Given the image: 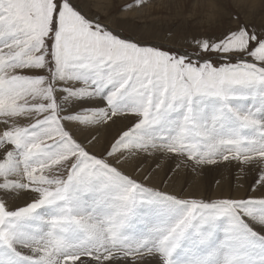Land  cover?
<instances>
[{
    "label": "snow or ice",
    "instance_id": "obj_1",
    "mask_svg": "<svg viewBox=\"0 0 264 264\" xmlns=\"http://www.w3.org/2000/svg\"><path fill=\"white\" fill-rule=\"evenodd\" d=\"M128 30L0 0V264H264V21L230 10L191 50Z\"/></svg>",
    "mask_w": 264,
    "mask_h": 264
},
{
    "label": "rangeland",
    "instance_id": "obj_2",
    "mask_svg": "<svg viewBox=\"0 0 264 264\" xmlns=\"http://www.w3.org/2000/svg\"><path fill=\"white\" fill-rule=\"evenodd\" d=\"M195 1L144 0L142 5L131 9L123 6L134 3V0H92V4L94 11L101 16L126 22L129 30L124 35L131 36L134 41L188 50H191L188 42L194 35L215 31L226 21L230 10L241 12L243 18L250 22L264 21V0H256V5L249 0H211L207 7V2L194 6ZM185 174L186 179L189 175L201 176L204 192L208 194L215 191L225 193L233 186V176L227 169H209L198 173L185 169ZM216 179H220L219 185L215 183Z\"/></svg>",
    "mask_w": 264,
    "mask_h": 264
},
{
    "label": "bare ground",
    "instance_id": "obj_3",
    "mask_svg": "<svg viewBox=\"0 0 264 264\" xmlns=\"http://www.w3.org/2000/svg\"><path fill=\"white\" fill-rule=\"evenodd\" d=\"M189 1L191 2L192 0H189ZM205 2H207V5L205 7H207L212 1L211 0H197V1H195V3L193 5L196 6L198 3H200V6H201ZM249 2L250 3L253 2L252 5H256L257 4L256 3V0H249ZM185 175H186L185 174V170H183L181 172V174L177 177L176 184H175V187H176L177 190H179L181 187H188V186H190V189H199L201 192H204V180L202 179L201 176L189 175V177L186 179V176ZM222 179H224V178H222ZM214 194H220V191H215Z\"/></svg>",
    "mask_w": 264,
    "mask_h": 264
}]
</instances>
